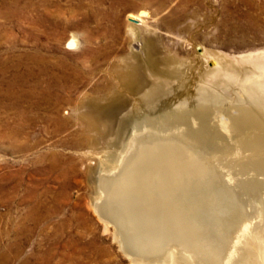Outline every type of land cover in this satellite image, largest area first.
<instances>
[{"label":"rangeland","instance_id":"374dc122","mask_svg":"<svg viewBox=\"0 0 264 264\" xmlns=\"http://www.w3.org/2000/svg\"><path fill=\"white\" fill-rule=\"evenodd\" d=\"M7 1L0 0L1 12ZM18 1L21 12L11 19L0 17V59L10 67L0 91L8 87L12 65L21 62L22 73L31 67L33 53L45 59L47 72L40 79L18 82L10 90L17 101L0 96V234L14 226L30 230L24 234L22 255L8 264L22 263L38 247L50 252L49 264H130L112 228L104 232L93 215L96 185L86 165L91 171H97L100 161L113 165L119 144L124 146L140 130L179 131L212 152L216 167L235 173L240 185L260 194L249 182L264 179V173L252 172L254 160L264 170V116L257 117L262 126L224 132L220 117L236 118L244 95L238 82L225 78L226 85L220 76L205 80L207 67L198 54L205 50L211 67L215 57L235 63L264 52V0ZM140 12L146 13L145 27H132L136 22L127 16ZM73 37L76 48L68 46ZM135 70L141 84L127 89L123 78H131ZM153 76L167 80L165 93L146 106L139 90L147 89ZM200 84L216 89L221 101L199 107L194 90ZM35 90L45 96L36 94L28 103L24 94ZM114 99L122 108L109 129L102 130L105 139L95 147L80 143L77 116L87 109L76 107L92 101L105 106ZM58 118L67 121L61 129L55 124ZM125 121L119 136L116 132ZM253 136L261 138V146L250 144ZM53 155L59 159L56 163L47 160ZM16 184L21 187L14 192ZM23 200H38L41 220L36 227L27 222L31 204ZM9 235L2 246L17 240V234Z\"/></svg>","mask_w":264,"mask_h":264},{"label":"bare ground","instance_id":"6f19581e","mask_svg":"<svg viewBox=\"0 0 264 264\" xmlns=\"http://www.w3.org/2000/svg\"><path fill=\"white\" fill-rule=\"evenodd\" d=\"M3 8L5 11H0V17L11 19L20 10L19 1H7ZM31 8L32 6L26 7L27 10ZM145 16V12H140L137 15L129 14L127 18L136 22L131 23L132 27L142 28L145 27L143 19ZM40 21L42 22L41 19ZM131 28L128 31L133 36L134 30ZM69 41L68 46L76 48L77 41L74 37ZM198 56L207 67L204 72L205 80H213L220 76L222 80L226 78L227 81L238 82L244 95L240 100L243 104L240 105L239 111L237 110L239 115L236 118L220 117L218 124L221 129L228 133L233 129H254V125L262 126L257 117L264 116V52L237 57L240 60L234 61L235 63L223 62L224 60L215 57L211 67H208L210 57L205 50ZM45 63L43 57L33 53L28 60V66L31 67L24 68L22 73H18L21 62L12 65L11 80L7 81V89L0 91V96L13 97V100L17 101L16 95L10 90L18 82L40 79L46 75ZM9 68L6 62L0 59V83ZM131 75V78L124 76L122 85L135 90L134 84L140 86L141 76L137 70L131 72ZM166 83L167 80L153 76V82L149 87L139 90L146 106H152L151 104L165 93ZM194 91L198 99L197 104L201 108L221 101L216 89L212 87L200 84ZM42 93L43 91L40 93L31 91L24 95L30 103L29 99L36 94L40 97L45 96ZM117 104L114 99L105 106L92 101L76 107L75 111L82 107L87 109V112L77 116L81 127L80 143L95 147L99 141L105 139L102 130L109 129L112 118L122 108ZM66 122L58 118L55 124L61 129ZM125 123L127 121L121 122L117 135L120 136L121 130L125 129ZM155 132L153 129L140 130L138 134L130 136L122 147L118 140L113 142V146L119 144L121 150L119 149L120 153L116 154L114 164L111 166L100 161L97 171H91L90 166L86 165L87 174H92L96 185L95 197L91 201L93 215L102 224L104 232L112 228L113 239L129 263L264 264V255L256 254V251H264V179L261 181L253 178L255 181L249 182L260 192L251 194V190L246 188L247 184L240 185L235 179V173L232 175L227 170L223 172L221 168L216 167L217 158L209 150L197 146L195 141H190L179 131H177L179 135L171 130L158 134ZM250 138L254 139L250 144L261 146V138L254 136ZM256 156L258 157V154ZM52 157L53 159L47 160L53 163L59 160L54 159L55 155ZM70 163V167L74 168L72 161ZM252 163L254 164L252 172L264 173V170L257 166L256 160ZM19 186L20 184H16L11 189L15 192ZM23 203L31 204V209L28 208L27 222L36 227L41 220L38 215V200L32 202L23 200ZM26 228L14 226L11 230L5 231L3 237L0 232V264H8L14 257L22 255L24 234L30 233ZM10 233L17 234V240H8L9 243L2 246L3 238L10 236ZM42 250L39 247L35 248L23 262L21 261L22 263H19L49 264L51 254Z\"/></svg>","mask_w":264,"mask_h":264}]
</instances>
